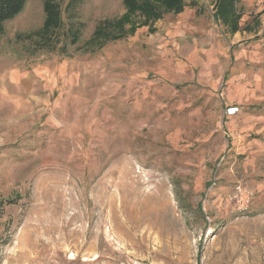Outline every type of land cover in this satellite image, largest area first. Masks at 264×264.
<instances>
[{"label": "rangeland", "instance_id": "1", "mask_svg": "<svg viewBox=\"0 0 264 264\" xmlns=\"http://www.w3.org/2000/svg\"><path fill=\"white\" fill-rule=\"evenodd\" d=\"M58 2L53 39L27 0L0 40V264H264V0L96 41L123 0Z\"/></svg>", "mask_w": 264, "mask_h": 264}, {"label": "trees", "instance_id": "2", "mask_svg": "<svg viewBox=\"0 0 264 264\" xmlns=\"http://www.w3.org/2000/svg\"><path fill=\"white\" fill-rule=\"evenodd\" d=\"M185 1L186 0H123L127 13L116 19H104L100 21L95 28L91 40L96 41V39H100L103 36L113 40L124 38L127 35L126 30H128L125 24L128 22L130 23V14L139 13L145 18L139 25H133L134 28L132 31H134L135 28L141 25H147L150 22L160 19L166 11H173L177 14L183 12ZM237 1L238 0H219L216 10V15L231 25L233 32L240 29V16L237 14L236 8ZM26 3L27 0H0V40L4 32L5 22L19 14ZM44 11V25L37 33L40 35L44 34L46 40H51L55 36L54 31L62 24L60 3L58 0H45Z\"/></svg>", "mask_w": 264, "mask_h": 264}, {"label": "bare ground", "instance_id": "3", "mask_svg": "<svg viewBox=\"0 0 264 264\" xmlns=\"http://www.w3.org/2000/svg\"><path fill=\"white\" fill-rule=\"evenodd\" d=\"M127 202V201H126ZM125 202V203H126ZM143 203V202H142ZM129 204V203H128ZM144 204V203H143ZM142 204V205H143ZM135 205V204H134ZM122 206H123V200H122V202H121V206H118L117 207V209H114V211L115 212H119V211H122L121 210V208H122ZM126 206H128V205H126ZM137 206V205H136ZM142 213L140 214V212H139V214H140V216L138 217V219L136 220L137 222L135 223V225H132V226H130V229L131 230H133V229H136V228H140V227H142V226H144V228L148 231V230H156L157 229V227H158V222H159V218L157 219L156 217H154L153 215L154 214H152L151 212L149 213V214H147V213H145V214H147L146 216H142V214H143V212H144V210H140ZM161 212H163V211H161ZM124 214V213H123ZM147 225V226H146ZM147 233V232H146ZM149 235V237H152V233H148Z\"/></svg>", "mask_w": 264, "mask_h": 264}, {"label": "built area", "instance_id": "4", "mask_svg": "<svg viewBox=\"0 0 264 264\" xmlns=\"http://www.w3.org/2000/svg\"><path fill=\"white\" fill-rule=\"evenodd\" d=\"M239 109H240L239 107L230 106L227 108L226 115L227 116H234V115L238 114Z\"/></svg>", "mask_w": 264, "mask_h": 264}]
</instances>
